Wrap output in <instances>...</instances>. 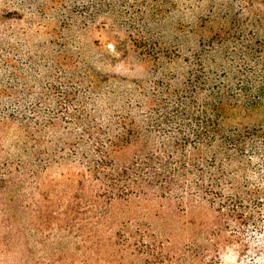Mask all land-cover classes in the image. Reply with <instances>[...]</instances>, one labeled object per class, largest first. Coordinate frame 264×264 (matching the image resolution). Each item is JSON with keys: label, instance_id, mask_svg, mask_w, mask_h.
<instances>
[{"label": "rangeland", "instance_id": "obj_1", "mask_svg": "<svg viewBox=\"0 0 264 264\" xmlns=\"http://www.w3.org/2000/svg\"><path fill=\"white\" fill-rule=\"evenodd\" d=\"M263 11L260 0H0V38L7 41H0L4 109L26 119L41 135L44 152L32 157L17 150L21 138L17 120L0 137V161L13 168L17 152L23 163L41 159L39 166L19 169L21 185L0 188L5 192L0 194L4 207L16 214L7 226L11 229L7 261L95 264L96 256L108 257L109 236L117 239V232L121 237L124 233L121 229L141 226V231L159 234L164 246L185 250L181 264H248L251 248L221 226L211 203L183 193L177 198L136 193L127 200L104 202L108 219L101 217L95 224L77 174L87 171L90 132L97 127L105 130L110 119L116 120L123 113L115 112L116 107L134 106L140 125L147 126L166 107L174 109L179 98L174 94L187 90L189 95L192 90L202 97L208 94L204 86L200 90L187 86L189 73L196 68L195 55L202 53L207 70L221 72L229 69L224 55L230 53L234 64L230 69L237 70L240 54L233 49L239 44L227 37L230 21L245 25ZM17 101L18 114L12 107ZM260 118L261 113L248 116L227 108L222 125L228 134L238 124L252 125ZM49 119L57 122L53 132L46 123ZM170 130L173 126L161 127L158 135ZM127 149L133 154L134 149ZM48 159L52 161L47 163ZM262 163L254 161L259 167ZM130 244L131 251H147L149 246L136 240ZM169 256L148 264H180Z\"/></svg>", "mask_w": 264, "mask_h": 264}, {"label": "trees", "instance_id": "obj_2", "mask_svg": "<svg viewBox=\"0 0 264 264\" xmlns=\"http://www.w3.org/2000/svg\"><path fill=\"white\" fill-rule=\"evenodd\" d=\"M260 1L264 4V0ZM258 15L260 17L250 19L245 25L233 23V19L230 21L228 29L231 31L227 37L230 41L234 38L239 44L233 49L240 54L237 70L230 69L234 66L233 60H229L230 53L224 55L229 69L221 72L207 70L202 53L195 55L196 68L190 71L187 86L198 90L201 86L206 87L209 92L205 97L196 90L190 95L188 90L174 94L179 97L174 109L166 107L159 117L147 121V126L140 125L139 116L133 113L134 106L124 103L115 109L123 115H117L116 120L109 117L105 130L97 127L96 132H90L91 142L85 153L87 171L77 175L80 177L78 185L86 193L84 205L95 224L101 223V217L103 221L108 219L104 214L105 209L108 211L104 202L127 200L126 197L136 193L152 196L161 193L163 196L175 195V198L183 193L188 199L211 203L221 226L234 232L251 248L248 264H264V11ZM0 41L7 42L5 37ZM229 75L235 81H231ZM0 77H3L2 73ZM3 95L0 94V137L4 129L11 128L17 120L21 138L15 147L31 153L32 157L38 153L40 156L44 153L40 151L43 147L41 135L29 127L26 119L15 117L4 109L7 95ZM12 107L18 109V114L20 101ZM227 108L243 111L248 116L261 113V118L252 125L238 124L225 134L222 116ZM46 123L51 132L57 129L53 119ZM172 126L174 130L158 135L159 128ZM56 141L66 146L62 140L56 138ZM128 147L134 149L133 154L128 153ZM21 152H17L18 157L12 162L17 168L6 160L0 161V182L3 183L0 188L7 190V185H21V171L39 166L40 158L34 163L38 157L23 163ZM258 159L262 160V167L254 164ZM1 197L0 264H22L21 259L7 261V249L11 246L7 240L11 229L7 226L16 214L7 211ZM140 227L121 229L124 235L118 236L117 232V239L109 236L111 243L105 247L109 249L108 257L96 256L95 264H148L150 259L161 260L164 254L176 257L180 264L186 261L185 250L174 251L164 246L159 234H150L148 229L141 231ZM137 236L149 240H137ZM133 240L141 245L149 244L148 250L135 248L131 251ZM196 258L192 255L193 260Z\"/></svg>", "mask_w": 264, "mask_h": 264}]
</instances>
